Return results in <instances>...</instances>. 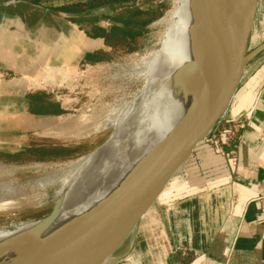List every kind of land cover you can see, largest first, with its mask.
I'll use <instances>...</instances> for the list:
<instances>
[{"label":"crops","instance_id":"0c3cea01","mask_svg":"<svg viewBox=\"0 0 264 264\" xmlns=\"http://www.w3.org/2000/svg\"><path fill=\"white\" fill-rule=\"evenodd\" d=\"M9 1H0V163L71 158L96 133L77 139L41 134L64 143L32 141L25 149L19 141L30 133L56 132L57 124L68 116L64 114L69 95L62 90L71 85L73 72L92 64L88 55L110 48L104 38L90 35L86 27L73 21L67 27L47 22L38 14L34 0ZM234 101L228 118L243 113L250 116L241 142L235 144L236 156L220 160L209 144L197 146L194 163L208 168L209 178L218 177L219 183L208 187L209 182H193L198 166L187 169L184 176L193 193L175 200L172 219L161 222L170 234L171 250L160 256L148 252L146 260L157 257V264H264V62L254 69ZM209 148L215 155H209ZM44 150L48 154L42 158L33 154ZM24 151L30 153L27 158L20 156ZM6 178L0 176V181ZM164 190L160 195L168 192ZM131 242L133 250L144 246L142 234ZM117 261L112 258L109 264Z\"/></svg>","mask_w":264,"mask_h":264},{"label":"bare ground","instance_id":"6f19581e","mask_svg":"<svg viewBox=\"0 0 264 264\" xmlns=\"http://www.w3.org/2000/svg\"><path fill=\"white\" fill-rule=\"evenodd\" d=\"M174 2L177 9L170 15L171 20L175 19L170 42L154 51L151 57L140 60V74L153 76L149 84L126 106L109 109V118H106L109 121L99 119L98 109L93 110L98 116H94L97 118L94 121L84 109L56 126L55 133L69 139L114 127L100 146L80 158L57 163L58 168L25 185L10 178L7 169L1 172L0 176L7 177L0 181V212L3 213L33 207L46 194L41 191L45 187L58 185L73 189V195L67 201L69 206L61 212L66 213L63 223L52 227L59 217L62 198L54 221L39 235H30L40 224L39 219L0 227V264H21L32 254L60 242L176 140L204 84L218 74V66L216 51L204 25L212 18L215 22L212 0ZM2 167L7 168L5 164Z\"/></svg>","mask_w":264,"mask_h":264},{"label":"rangeland","instance_id":"374dc122","mask_svg":"<svg viewBox=\"0 0 264 264\" xmlns=\"http://www.w3.org/2000/svg\"><path fill=\"white\" fill-rule=\"evenodd\" d=\"M34 1H36V8L40 12H38V14H40L42 18H44L47 22L54 23L59 27L63 25L67 27L69 26L67 22L72 21L67 18H61L59 14H57V12L61 11H57L55 10V8L62 5L72 6V4L85 2L87 0ZM174 1L175 0H138V2H136L135 4H124L118 9L112 8L110 6V3L106 2V0H99L101 4H96L82 10H80V6L76 5L75 8L80 10L78 12H88L89 10L95 8V10L89 12L88 15L84 17V19L86 20L74 22L79 26L82 25L83 27H86L88 30H91V26L93 24L101 26L103 28H107L109 30L116 23L112 20V17L125 16L128 13V10L131 8L148 9L151 5L153 6L155 13L151 10V12L147 14L146 17H152L154 15L155 18L142 30V33L137 37L136 41L133 43L129 42L130 44L124 42V40H121L118 37L119 33L117 30L113 31L117 33V38L113 40L114 42H116L117 46L116 49H110V54L106 58V60L88 65L85 64L84 66H82L81 70L79 66L77 71L73 72V81L71 82V85L69 83L66 84V86L69 87L62 90L64 93L69 95L67 96L66 101L68 102V104L66 106L67 109L65 110L64 114L68 116H65V119L72 118V116H75L85 109L90 112L92 118L94 116H97L96 114H94L95 112H93V110H99V119H104L103 121L105 122L109 121V119H106L109 118V109H111L112 107L123 105L126 106L141 92L143 87L149 84L153 76L147 77L140 74V68L138 67H140V63L143 59L151 57V54L157 52L161 47L167 45L170 42L172 37L171 32L173 24L175 22V19H170V15L174 10L177 9ZM12 2L13 0H10L9 4H11ZM96 2L98 1H95L93 4H95ZM50 4L52 6L51 8L48 6ZM99 6L103 7L100 9H96ZM259 48L260 51L254 54V52ZM247 54L248 60L246 63V73H244V78L242 77L243 79H241L238 90L247 85V82L253 74L254 69H256L258 65L264 62V0H259L258 2V9L251 37L248 43ZM133 67H135V70ZM238 90L235 93L229 109L227 110L221 123L204 142L200 143L202 145L205 143L209 144L210 147L212 146V148L218 154L220 160H224L223 157H225V159H233L237 154V146H235V144L231 142V139H229V136L226 135L225 130L228 129L233 131V129L240 122L239 120L244 119L245 127L241 132L242 136L244 129L250 122V116L248 115V113H243L244 115H241L237 118H228L227 114L230 113L229 110L234 105V100L236 98V95L238 94ZM100 110H104V115ZM97 118L94 117V121ZM112 129H114V127L104 129L93 135V141L80 147V154H77L71 158H66L64 160H53L49 162L21 161L19 163H5L7 168H0V174L1 172H4L5 169H7L9 171L8 175L10 178H12L19 184L25 185L26 183H28V181L30 182L37 178H40L58 168L57 163H63L68 160L80 158L81 156L92 153L108 138ZM41 134L57 138L63 137V135H61L60 133L49 134L48 132H46V130L43 131V133H30L29 137L26 136L24 141H19L21 144H23L21 145V147L25 149V146H27L28 143L32 141H34L35 143H39L38 141H40V144H42L43 142L45 143L46 140L57 144L64 143L58 139H46L42 137ZM214 135L216 136L214 137ZM208 151L209 155L214 154L212 153L210 148ZM9 154H11V152ZM33 154H35L36 157L42 158L46 156L48 152L45 150L39 152L34 151ZM29 155L30 153H26L25 151L20 153V156H22L23 158H27ZM192 156L176 171L174 176L171 178L169 186L165 187L168 192L158 197L150 210L141 218L134 232L124 241L120 248L102 264H109L112 258L118 259L115 264H157L158 261H160V259L158 260L157 257L149 258V260H146L148 252L152 253V255L154 256H160L162 254H166V250H171V244L169 242L170 234H168V232L164 230L161 222L172 219V207L175 200H181V198L185 196V198L187 199V197H189L193 193L192 191H188V185L190 184V182L186 181L190 180L186 178L187 176H184V174L188 172L187 169L192 168L196 165L198 166L196 168L194 167L197 171L192 174L194 177H192L191 181L193 182L201 181L202 185H205L207 182H209V184H206L208 187H212V185H218L219 183V180H217L218 177L210 179L209 177L212 172L207 171L208 168L205 170L204 166L195 164L193 161L194 157ZM3 164L4 163H1L0 165ZM45 189H42L41 191L42 193H46V196L44 195V197L40 198L38 200V203H36L33 207L26 209H17V211L15 212H0V227L9 226L13 223L18 224L19 222H28L41 219L45 215L50 213L54 206L57 207V204L63 198V202L60 208V214L58 219L56 220L57 223L55 222L52 227L59 225L66 214L61 212L66 206H69V203L67 204V201L70 199V195H73L71 194L73 193V189L71 190L67 188L66 190L65 187L59 188L58 185L45 187ZM61 189L65 190L62 191ZM59 190H61L62 192L60 193ZM164 191L165 190H163L162 192ZM140 234H142L144 238V246H140L137 248V250H133L131 247V240L136 236L139 237Z\"/></svg>","mask_w":264,"mask_h":264},{"label":"water","instance_id":"95a60500","mask_svg":"<svg viewBox=\"0 0 264 264\" xmlns=\"http://www.w3.org/2000/svg\"><path fill=\"white\" fill-rule=\"evenodd\" d=\"M21 0H13L19 2ZM259 0H212L213 18L204 25L217 54L218 74L204 84L197 102L164 153L152 158L109 202L60 242L27 257L21 264H100L135 230L176 171L223 120L238 90L248 60ZM99 6L96 9H100ZM61 11L67 19L89 12ZM211 18V17H210ZM260 51L257 49L254 54ZM56 207L39 219L30 235H39L54 221Z\"/></svg>","mask_w":264,"mask_h":264},{"label":"trees","instance_id":"16d2710c","mask_svg":"<svg viewBox=\"0 0 264 264\" xmlns=\"http://www.w3.org/2000/svg\"><path fill=\"white\" fill-rule=\"evenodd\" d=\"M95 1V4H93ZM106 2L110 3V6L114 9H118L119 7L126 5L135 4L138 0H106ZM101 4L99 0H87L85 2H79L72 4V6L62 5L55 8V10L59 11H72L78 12L82 9L88 8L90 6ZM80 6V10L76 9L75 7ZM155 10L153 6H149L148 9H141V8H131L128 10V13L125 16L121 17H112V20L116 22L109 30L107 28H103L101 26H97L93 24L91 30H88V33L94 37H102L106 41V45L110 49H116V42L117 38L115 30L118 31V37L121 40H124L126 43H133L136 41L137 37L142 33V30L155 18L154 15L151 17H146L147 14ZM73 22H80L81 20H86L84 18H74L70 19ZM88 20V18H87ZM129 43V44H130ZM111 51V50H110ZM110 51H103L99 50L87 56V60L90 63H95L99 61L106 60L109 56Z\"/></svg>","mask_w":264,"mask_h":264},{"label":"built area","instance_id":"2783aa9c","mask_svg":"<svg viewBox=\"0 0 264 264\" xmlns=\"http://www.w3.org/2000/svg\"><path fill=\"white\" fill-rule=\"evenodd\" d=\"M240 122L237 124V126L233 129V131L232 130H228V129H226L225 131H226V135H228L229 136V139H231V142L233 143V144H237V143H239L240 142V140H241V138H242V136H241V132H242V130H243V128L245 127V121H244V119H240L239 120ZM216 135H214V137H215ZM236 146V145H235ZM233 152H235V151H233ZM232 152V153H233ZM264 212V211H263Z\"/></svg>","mask_w":264,"mask_h":264}]
</instances>
